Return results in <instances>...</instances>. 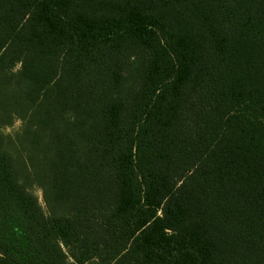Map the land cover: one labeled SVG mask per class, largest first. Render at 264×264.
I'll list each match as a JSON object with an SVG mask.
<instances>
[{"label":"trees","instance_id":"1","mask_svg":"<svg viewBox=\"0 0 264 264\" xmlns=\"http://www.w3.org/2000/svg\"><path fill=\"white\" fill-rule=\"evenodd\" d=\"M0 264H264V0H0Z\"/></svg>","mask_w":264,"mask_h":264},{"label":"rangeland","instance_id":"2","mask_svg":"<svg viewBox=\"0 0 264 264\" xmlns=\"http://www.w3.org/2000/svg\"><path fill=\"white\" fill-rule=\"evenodd\" d=\"M21 126H22V123H21V121L18 120V121H16L14 123V125L12 127L4 129L3 131H4L5 134H13L14 132L19 131ZM34 194L39 198V202L44 206L42 190L39 189V188H35L34 189Z\"/></svg>","mask_w":264,"mask_h":264}]
</instances>
